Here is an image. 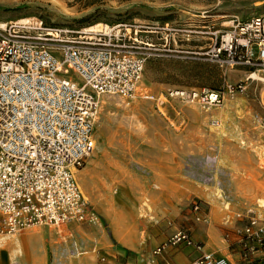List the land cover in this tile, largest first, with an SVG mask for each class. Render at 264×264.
<instances>
[{
  "label": "rangeland",
  "instance_id": "374dc122",
  "mask_svg": "<svg viewBox=\"0 0 264 264\" xmlns=\"http://www.w3.org/2000/svg\"><path fill=\"white\" fill-rule=\"evenodd\" d=\"M262 12L264 0H0V25L105 27L146 57L131 97L99 98L94 150L74 172L92 220L69 232L31 226L0 236L41 234L26 246L37 264H149L196 225L240 235L251 220L264 228V75L220 67L208 54L231 18ZM171 90L217 91L223 102L166 100L162 116L144 98Z\"/></svg>",
  "mask_w": 264,
  "mask_h": 264
},
{
  "label": "built area",
  "instance_id": "2783aa9c",
  "mask_svg": "<svg viewBox=\"0 0 264 264\" xmlns=\"http://www.w3.org/2000/svg\"><path fill=\"white\" fill-rule=\"evenodd\" d=\"M121 42L119 34L105 27L74 33L41 24L0 25L2 230L10 234L31 226L60 228L92 220L74 172L94 150L99 98L131 97L146 61L143 53L128 52ZM208 54L220 67H243L264 75V12L231 18L226 30L214 33ZM65 65L75 76L62 72ZM144 98L163 116L166 100L208 109L222 104L223 93L171 90ZM193 210L198 212V207ZM244 236L247 250L254 251L256 245L264 255V228L257 221L244 228ZM190 242L189 233L179 231L169 244ZM197 248L200 256L194 264H227Z\"/></svg>",
  "mask_w": 264,
  "mask_h": 264
},
{
  "label": "crops",
  "instance_id": "0c3cea01",
  "mask_svg": "<svg viewBox=\"0 0 264 264\" xmlns=\"http://www.w3.org/2000/svg\"><path fill=\"white\" fill-rule=\"evenodd\" d=\"M73 222L67 223L60 229L66 232L76 230ZM46 227V226H42ZM240 230H227L219 232L218 229L209 225H196L190 232L189 244L179 247H167L152 258L149 264H194L200 256L197 245L202 247V251L213 255L217 259H223L227 264H264V255L254 245V251L247 250V242L244 235H240ZM58 233V232H57ZM62 236L59 232L58 235ZM58 251V249H57ZM0 264H11L8 254L0 251Z\"/></svg>",
  "mask_w": 264,
  "mask_h": 264
},
{
  "label": "bare ground",
  "instance_id": "6f19581e",
  "mask_svg": "<svg viewBox=\"0 0 264 264\" xmlns=\"http://www.w3.org/2000/svg\"><path fill=\"white\" fill-rule=\"evenodd\" d=\"M18 24H30V25L33 24V25H35V22L29 20V21H21ZM95 28L96 27H89L88 29H86V32H94L96 30ZM65 67L71 68L68 65H65ZM40 235L41 234L34 232V231H25L23 233L18 234L17 236L11 237V238L6 237V236H0V251H3V253L6 252L8 254V257L10 260H12L13 258L15 259L18 256L19 257L21 256V257H24L26 259L27 264H37L36 261L33 259V256L28 254V252L26 250V246L33 249L35 247V244H37V242L39 241ZM115 236H118L117 232H115ZM121 243H122V241H121ZM54 252H55V254H54V259H55V256H57L56 254L58 253V251L56 250ZM73 257H75V256H73ZM19 260L15 259L13 263L11 262V264H21V262Z\"/></svg>",
  "mask_w": 264,
  "mask_h": 264
}]
</instances>
